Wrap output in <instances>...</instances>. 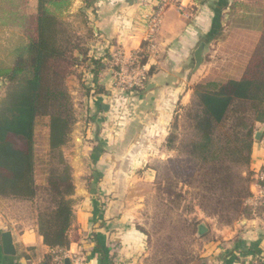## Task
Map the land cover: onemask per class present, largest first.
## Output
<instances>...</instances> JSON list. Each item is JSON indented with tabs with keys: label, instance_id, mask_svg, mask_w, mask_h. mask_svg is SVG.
I'll use <instances>...</instances> for the list:
<instances>
[{
	"label": "trees",
	"instance_id": "16d2710c",
	"mask_svg": "<svg viewBox=\"0 0 264 264\" xmlns=\"http://www.w3.org/2000/svg\"><path fill=\"white\" fill-rule=\"evenodd\" d=\"M72 3L38 0L33 12L30 0H0V198L32 204L53 263L54 253L69 249L74 222L73 170L64 149L78 117L67 79L77 76L88 98L105 93L101 61L89 56L83 38L64 20ZM224 23L258 32L259 42L240 79L194 84L191 103L179 109L164 145L191 161L193 177L186 193L178 182L160 185L157 192L164 204L177 206L191 194L208 217L233 226L264 214V204L257 209L246 204L255 177L249 169L255 134L264 125V0L255 6L221 0L213 29L217 38ZM145 61L141 55V64ZM77 68L83 69L80 74ZM180 119L186 126L182 139ZM140 231L150 243L148 232ZM198 231L195 225V235ZM105 260L102 264H109Z\"/></svg>",
	"mask_w": 264,
	"mask_h": 264
},
{
	"label": "crops",
	"instance_id": "0c3cea01",
	"mask_svg": "<svg viewBox=\"0 0 264 264\" xmlns=\"http://www.w3.org/2000/svg\"><path fill=\"white\" fill-rule=\"evenodd\" d=\"M214 1L166 0L162 6L159 0H73L66 14L76 17L89 56L102 63L99 82L105 93L86 97L76 122L80 128L75 127L79 135L73 152L79 151L70 161L75 185L71 245L61 263L49 262L34 209L26 212L21 206L29 203L0 198V264H102V257L109 264H144L148 242L136 221L142 204L135 203L132 192L140 180L151 182L143 171L166 151L174 118L190 103L194 84L211 78L212 71V78L222 76L209 56L215 51L211 41L217 39L213 29L221 0ZM30 3L36 12L38 0ZM159 11L162 21L153 53L147 42L148 16ZM199 48L203 62L197 68ZM118 53L146 57L148 82L135 96L131 112L123 96L111 101ZM120 122L124 129L117 132ZM258 131L262 135L250 164L256 173L264 169V125ZM250 189L257 199L260 185L255 177ZM5 232L13 236L15 256L4 254ZM203 257V264H264V214L238 222L222 240L211 241Z\"/></svg>",
	"mask_w": 264,
	"mask_h": 264
},
{
	"label": "rangeland",
	"instance_id": "374dc122",
	"mask_svg": "<svg viewBox=\"0 0 264 264\" xmlns=\"http://www.w3.org/2000/svg\"><path fill=\"white\" fill-rule=\"evenodd\" d=\"M209 1L213 2L214 0ZM247 1L250 6H255V3L259 0ZM75 19L76 17L74 18L72 15H64V20L70 23L76 34L80 36ZM77 21H81L80 18H77ZM239 30L225 26L224 23L223 35L211 41L213 50H215L209 53L210 60H212L211 65L215 64L221 70L220 73L222 74H219L225 79H240L243 76L249 57L260 39V34L256 31L246 32ZM82 40V45H86L87 42L84 41V38ZM82 70L81 68L76 69L79 72L78 74ZM213 75L212 71L211 78L214 77ZM67 86L78 117L80 116V105L87 97L86 90L75 75L68 77ZM1 93L2 87H0V95ZM124 100L125 108H127L126 111H133L135 109L134 101L132 102L127 97ZM78 126L74 125L71 141L64 149V155L70 165L71 159L78 156L79 149H77V153L73 152V149L77 145V141L75 142L76 135H79L78 132H75V127L79 130L80 127ZM179 129V133L181 134L180 139H182V134L186 130L183 119L179 120ZM84 144L83 146H85ZM165 150L162 156L150 163V169H144L143 171L144 175H147L151 182L147 183L140 180V183H136L137 185L132 192L138 198L135 203L142 204V209L139 212L140 215L136 218L137 224L148 232L151 237L150 243L148 242L144 264H177L180 261L185 264H203L206 261L203 256L207 251L209 243L211 241L222 240V237H226L231 232V228L236 226L237 223L233 226H224L217 219L208 217L198 207H195L196 202L193 201L191 194L179 206L163 203L161 195L157 192L158 186H167L168 182H178L179 190L183 189L184 193H186L188 187L185 184L193 177L189 173L192 163L186 156L177 151H169L166 147ZM191 192L193 193L192 190ZM21 207L26 212L27 209L29 211L34 209L32 204ZM202 224L208 228V232L202 236L198 233L195 235V225H198L199 229V226Z\"/></svg>",
	"mask_w": 264,
	"mask_h": 264
},
{
	"label": "built area",
	"instance_id": "2783aa9c",
	"mask_svg": "<svg viewBox=\"0 0 264 264\" xmlns=\"http://www.w3.org/2000/svg\"><path fill=\"white\" fill-rule=\"evenodd\" d=\"M163 4L166 0H159ZM162 11V9L160 10ZM159 12H154L148 16L150 34L147 38L148 48L151 52L155 53L158 47L157 36L160 29L162 17ZM113 93L111 94V101L116 102L120 97H127L132 102H135V96L138 91L144 87L145 81L147 80L146 65L141 64L140 55L138 53L132 54L126 57L123 53H118L113 62ZM127 101V100H126ZM131 112V111H130ZM124 127V123L120 122L117 124L118 132ZM256 173V172H255ZM255 179L259 182L260 193L257 199L253 197L249 198L246 202L248 206H256L258 203H264V171L256 173ZM55 261L61 263L64 259L65 253H54ZM43 264H47L44 262Z\"/></svg>",
	"mask_w": 264,
	"mask_h": 264
},
{
	"label": "water",
	"instance_id": "95a60500",
	"mask_svg": "<svg viewBox=\"0 0 264 264\" xmlns=\"http://www.w3.org/2000/svg\"><path fill=\"white\" fill-rule=\"evenodd\" d=\"M202 52H203V49L199 48L195 53L197 68L203 62ZM77 56L81 58V56L78 53H77ZM261 135H262L261 131L256 132L255 140L257 141L260 140ZM198 230H199L198 234L201 236L205 234L206 232H208V228L204 224L200 225ZM2 244H3V251L5 255H8V256L16 255V248L14 245L13 236L10 232H5L2 234Z\"/></svg>",
	"mask_w": 264,
	"mask_h": 264
}]
</instances>
